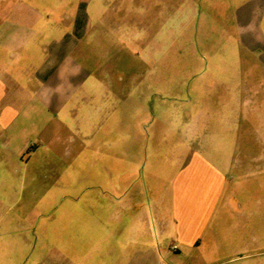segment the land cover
Returning a JSON list of instances; mask_svg holds the SVG:
<instances>
[{
    "label": "crops",
    "instance_id": "obj_1",
    "mask_svg": "<svg viewBox=\"0 0 264 264\" xmlns=\"http://www.w3.org/2000/svg\"><path fill=\"white\" fill-rule=\"evenodd\" d=\"M224 8V26L264 68V0ZM146 14L147 0H0V264H209L229 253L217 221L229 172L243 165L229 161V89H195L177 104L139 89L152 61ZM64 132L82 143L69 163L83 159L82 173L100 176L86 185L104 193L82 200L101 212L65 216L58 245L64 227L47 210Z\"/></svg>",
    "mask_w": 264,
    "mask_h": 264
},
{
    "label": "rangeland",
    "instance_id": "obj_2",
    "mask_svg": "<svg viewBox=\"0 0 264 264\" xmlns=\"http://www.w3.org/2000/svg\"><path fill=\"white\" fill-rule=\"evenodd\" d=\"M210 2L147 0V38L153 41L152 61L148 67V83L139 89H162L165 92L162 101L171 104L187 99L195 89H229V107L237 108L229 109V155H234L229 161L243 165L229 172V206L223 209L222 219L217 221L218 231L229 234L227 239H218L228 244L229 253L216 255L208 263L216 258H229V264H264V167L249 164L251 156L264 152V143L257 140L259 135H264V68L248 59L244 48L237 43L230 21L229 29L224 26L227 25L224 8L227 0H218L223 5L222 10L209 8ZM220 76H229V82L218 80ZM54 148L57 157L52 158L56 163L52 162L51 166L56 165L58 169L57 207L52 206L47 212L52 210L53 215H57L59 229L64 227L58 237V245H63L68 239L65 226L71 224L65 216L72 210L74 214L101 212L98 203L88 206L82 200L100 199L104 190L97 186L88 188L86 183H97L100 176L96 171L83 174V159H75L71 164L72 159L66 157L69 150L82 149L81 141L71 142L64 132ZM49 161L51 159H43V172ZM144 162L145 158L140 159V167ZM263 162L264 159L259 160L260 164ZM96 163L97 159H90L84 165L97 168ZM46 182L48 179L43 173V188ZM72 197L81 201L71 203ZM44 208L42 205L43 213Z\"/></svg>",
    "mask_w": 264,
    "mask_h": 264
},
{
    "label": "built area",
    "instance_id": "obj_3",
    "mask_svg": "<svg viewBox=\"0 0 264 264\" xmlns=\"http://www.w3.org/2000/svg\"><path fill=\"white\" fill-rule=\"evenodd\" d=\"M172 248H175V246H172Z\"/></svg>",
    "mask_w": 264,
    "mask_h": 264
}]
</instances>
